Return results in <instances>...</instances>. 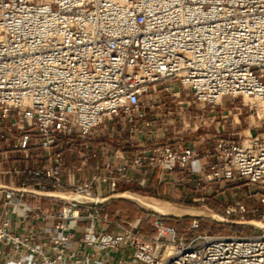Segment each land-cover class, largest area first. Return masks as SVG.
I'll return each instance as SVG.
<instances>
[{
    "label": "built area",
    "instance_id": "obj_1",
    "mask_svg": "<svg viewBox=\"0 0 264 264\" xmlns=\"http://www.w3.org/2000/svg\"><path fill=\"white\" fill-rule=\"evenodd\" d=\"M181 89L264 103V0H0V264H264V229L188 236L157 216L150 235L88 201L157 171L202 190L252 184L264 222V120L243 140L216 127L201 153ZM225 200L231 220L257 211Z\"/></svg>",
    "mask_w": 264,
    "mask_h": 264
},
{
    "label": "rangeland",
    "instance_id": "obj_2",
    "mask_svg": "<svg viewBox=\"0 0 264 264\" xmlns=\"http://www.w3.org/2000/svg\"><path fill=\"white\" fill-rule=\"evenodd\" d=\"M180 91L181 99L190 102L188 109L185 110L186 122L190 124L189 127L184 130L183 134L185 136L192 138L204 137L206 141H212V135L217 127L221 130L223 136L243 140L260 131L259 127L263 124L264 120V103L257 102L253 104V99L241 96L237 98L227 97L218 104L209 105L195 101L192 94L188 95L187 90L181 89ZM196 124L200 126L198 131L193 130ZM183 127V121L179 118L174 120V125L166 126V129L169 130L171 128L172 130H179ZM171 184L172 183H169L170 188L168 187V190L165 184H162L164 186L163 189L167 190V194L163 196L165 198L143 196H145L147 200L160 204L169 211L175 213H204L206 211H212L224 217H226L225 198L235 201L239 200L240 196H242L250 210H257L255 214L250 215V220L253 219L258 221V218L262 214L258 196L255 193L256 187L252 184L248 185L244 182H238L232 186H225L222 185V183H214L210 185V187H206L205 190L196 189L192 183ZM183 188H185V191ZM216 189H218V191H216ZM204 191H206L205 199L199 200L198 198L203 195ZM135 193L141 194L140 192ZM101 208L104 213L109 214L112 221L117 220L132 223L136 219L142 218V221L146 223L145 225L151 228L153 227L152 223L154 219L158 216L162 218L166 224L172 225L176 229L179 228L188 236L197 233L196 231L190 230L194 229L193 226L195 222L206 226V229L202 231L217 232L216 234L237 233L254 235L263 231L261 228L253 225H236L240 227V229H236L235 231L226 230L229 228L224 226L223 223L209 218H204L206 220L200 222L195 220V218L189 217L160 216L129 199L114 200L109 204L102 205ZM211 220L216 223L211 222Z\"/></svg>",
    "mask_w": 264,
    "mask_h": 264
},
{
    "label": "water",
    "instance_id": "obj_3",
    "mask_svg": "<svg viewBox=\"0 0 264 264\" xmlns=\"http://www.w3.org/2000/svg\"><path fill=\"white\" fill-rule=\"evenodd\" d=\"M32 192L43 195V196H61L64 198H70L74 201L78 200V197L76 195H73V196L58 195L56 193L40 192V191H35V190H32ZM137 196H141L143 199L140 197H137ZM118 199L133 200V201L139 203L140 205H142L143 207H145L146 209L150 210L151 212L158 214L160 216L189 217V218H195V219L209 218V219H213V220L220 222V223H223V224H233V225H239V226L253 225V226L259 227L261 229H264L263 227L259 226V224H262L264 226V223H262V222H259V221L253 220V219L248 220V221H234V220L228 219V218L224 217L223 215H220V214L212 212V211H206L204 213H197V212L175 213L172 211H166V212L160 211L157 209L160 208L162 205L156 204V203H153V202L147 200L146 197L143 196L142 194H138L135 192H129V191H123L120 193H116L114 195H111V196L105 197V198H98V199L91 198V199H88V201L97 202L99 204H106L112 200H118Z\"/></svg>",
    "mask_w": 264,
    "mask_h": 264
},
{
    "label": "crops",
    "instance_id": "obj_4",
    "mask_svg": "<svg viewBox=\"0 0 264 264\" xmlns=\"http://www.w3.org/2000/svg\"><path fill=\"white\" fill-rule=\"evenodd\" d=\"M164 108L165 110L173 109L174 106L170 101V98L168 96L164 97ZM153 118V111H148L147 117L145 118V121L141 120L140 123L143 122H150L149 125L145 126L142 125L146 133L149 132V130L152 129V123L151 120ZM168 130V129H167ZM169 130H172L171 128ZM165 129H160L159 134L161 136L165 135ZM142 137V136H141ZM136 145H133L128 139L125 141L124 146L122 147L124 149V153L129 156L134 151ZM195 146L197 150L201 153H204L207 149L212 150L213 149V141H206L204 144H200L198 141H195ZM140 171H134V169H131L129 171L130 174L138 175ZM179 176H181V173H178ZM178 176V175H177ZM176 177V175H174ZM165 184L166 189L169 187V183H162L158 180V172L156 171L153 175V180L151 182V185L148 187H140L134 182H121L120 183V191H129V192H140L142 195H145L147 197H155V198H165V194H167V190L163 189V185ZM173 184V183H172ZM171 184V185H172ZM162 185V186H161ZM170 188V187H169ZM185 191V188H183ZM154 228V227H153ZM155 229V228H154Z\"/></svg>",
    "mask_w": 264,
    "mask_h": 264
},
{
    "label": "trees",
    "instance_id": "obj_5",
    "mask_svg": "<svg viewBox=\"0 0 264 264\" xmlns=\"http://www.w3.org/2000/svg\"><path fill=\"white\" fill-rule=\"evenodd\" d=\"M114 200H112V201H110V202H108V203H106V204H109V203H111V202H113ZM195 220H197V221H200V222H203L204 220H206V219H204V218H200V219H195ZM211 222H213V223H216L215 221H213V220H211ZM146 223L144 222V221H142L141 222V229L142 230H144L147 234H154L156 231H155V229L152 227H148L147 225H145ZM224 226H226V227H228L229 229H226V230H233V231H235L236 229H240V227H238V226H236V225H232V224H224ZM189 228H191V227H189ZM198 228H200V229H198ZM198 228L197 229H190L191 231L193 230V231H196V232H206V231H202V230H204V229H206V226H203V225H200L199 224V226H198ZM177 231L178 232H180V233H183V231H181L179 228H177ZM209 233H217V232H209ZM230 234V233H229Z\"/></svg>",
    "mask_w": 264,
    "mask_h": 264
},
{
    "label": "bare ground",
    "instance_id": "obj_6",
    "mask_svg": "<svg viewBox=\"0 0 264 264\" xmlns=\"http://www.w3.org/2000/svg\"><path fill=\"white\" fill-rule=\"evenodd\" d=\"M137 197L142 198L141 196H137ZM142 199H143V198H142ZM157 210L164 211V212L169 211V210H168L166 207H164V206H161V207L158 208ZM259 226H261V227L264 228V226H263L262 224H259Z\"/></svg>",
    "mask_w": 264,
    "mask_h": 264
}]
</instances>
